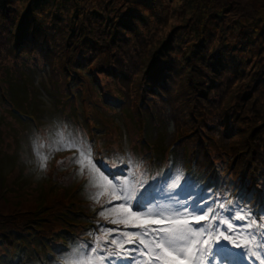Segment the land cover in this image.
Here are the masks:
<instances>
[{"label":"rangeland","instance_id":"374dc122","mask_svg":"<svg viewBox=\"0 0 264 264\" xmlns=\"http://www.w3.org/2000/svg\"><path fill=\"white\" fill-rule=\"evenodd\" d=\"M209 1L8 0L7 5L0 8V48L7 39L11 41L10 29L14 28L15 21L21 19L28 7L35 10L39 24L51 31L49 37L59 40L58 45L68 37L76 48L77 44L85 48L83 41L75 42L84 35L90 38L89 44L91 41L94 43L95 37H106L97 27L100 18L106 21L109 17V22L120 19L122 27L118 32V42L110 44L112 48L103 54L86 48V59L93 58V62H107L111 66H115L114 60H117L120 66L133 74L131 83L139 85L150 71H155L158 64L166 59L169 68L176 63V82L168 85L166 92L172 101L171 106L182 108L184 112L187 110L190 116L194 113L199 115L194 107L204 109L208 126L221 130L224 137L221 141L231 152L235 148L243 149L252 139L250 144L262 149V155L257 157L264 158V0H213L217 2L218 14H209ZM114 55L115 58L111 59ZM202 62L205 71V82L201 83L203 95L198 93V86L194 91L187 79L190 65H200ZM10 66L11 61L7 63V67ZM23 66L5 77L0 74V77H4L3 82L9 86V95L16 107H6L0 98V194H3L0 212L4 215L18 213L19 216L22 212L45 210L43 204L49 201V196L44 195L43 189L51 187L55 195L52 198L64 197V200H68L66 198L72 196V204H76V200L83 201L77 207L88 214L84 219L85 224L92 222L96 225L91 229L81 225L84 233L71 234L66 254L58 253L66 249L68 240L64 234H60L66 240L59 239L55 244L47 242V246L53 248L46 259L40 261V257L46 255V250L33 242L27 245L35 248L32 258L27 260L17 251L11 259L12 251L9 258L4 257L0 264H79L81 258L74 255V245L85 241L94 245L97 236L103 238L101 226L137 231L111 223L115 213H109L107 218L99 215V208H107L110 197L105 192L96 198V193L102 189L96 186L87 166L81 171L77 163L81 150L86 154L90 151L91 159L99 162V166L102 162L109 169L118 167L120 171V166L127 164L123 168L124 174L118 175L114 183L128 180L133 187H137V174L149 172L150 164L157 171L167 166V172L152 188L160 187L163 192L155 189L152 200L147 196V200L152 201L149 206L154 211L179 207L170 197L193 206L199 203L202 208L212 204L210 197L213 193H196L198 181L182 177L180 166L165 160L166 146L174 140L168 122L152 120L146 125L138 121L133 108L125 113L126 110L121 109L119 104L109 108L104 106L105 98L111 99L109 104L125 98L126 92L120 82L97 75L98 84L94 85L91 82L92 72L86 74V71H82L85 82L80 89L72 88V92L80 91L79 98L68 103L65 94L68 87L64 85L63 78L57 82L50 81L49 66L29 58ZM197 95L204 98L201 99L203 107L193 101ZM209 103L215 105L209 107ZM76 111L79 115H75ZM187 116L184 119L189 121ZM222 120L229 121L227 124L235 129L234 134L226 135L224 127L218 124ZM89 137H93V143H89ZM142 139H146L150 145H142ZM69 143L75 146L68 148ZM123 149L124 155L120 153ZM93 151L96 153L93 154ZM120 158L123 160L121 164ZM212 158L222 169L219 178L225 182L224 186H220V200L224 208L231 209L237 199L243 197L242 189L236 190V181L231 178L232 171L228 165L225 166L224 161L214 155ZM244 161L248 162L249 159ZM63 168L71 172L60 175L58 172H63ZM259 179L262 184L263 178ZM177 182L180 187L172 189V184ZM3 188L6 189L4 192ZM245 200L250 201L245 205V211L257 220V212L264 202L252 193L244 196L241 203L244 204ZM111 202L113 206L119 203L115 199H111ZM102 203L107 205L102 206ZM216 211L220 212L215 203L210 212ZM220 216L228 219L225 212ZM96 218L99 220L97 223ZM261 218L264 220V215L258 221ZM204 224L207 226V222ZM70 227L68 225L66 228ZM226 227V224H222L217 230ZM252 251L260 256L257 249L248 246L237 249L239 255L235 258L236 264H253L252 261L258 264ZM129 255L138 257L139 254L127 253L125 257ZM112 264H118V261L114 259Z\"/></svg>","mask_w":264,"mask_h":264},{"label":"trees","instance_id":"16d2710c","mask_svg":"<svg viewBox=\"0 0 264 264\" xmlns=\"http://www.w3.org/2000/svg\"><path fill=\"white\" fill-rule=\"evenodd\" d=\"M7 1L0 0V8L5 7ZM209 3V14H218L217 2L214 3L213 0H210ZM28 9L22 14L21 19L15 21L14 28L10 29L9 35L12 42L7 39L9 43L6 41L0 48V74H3L5 77L9 72L22 69L24 67L23 64L28 62V58L34 62L40 60L50 67L51 72L49 77L51 82H57L59 78H63L64 85L68 87L65 93L68 103L79 98L80 91L78 90L76 93L72 92V88L80 89L82 87L80 85L85 82V78L81 73L82 71H86V74L92 72L91 82L94 85L98 84L97 75H105L115 82H120V86L125 89L126 94L124 95L125 98L123 97L124 99H120L115 103L111 102V104L108 103L110 98H105L104 106L109 108L113 104L117 105L120 102L121 109L126 110L125 113H128L129 108H133L136 117L139 119L138 121H143L146 125L152 122V120L157 123L163 121L165 124L167 122L170 124L174 140H171L167 144L165 152L167 158L169 157L175 164L180 166L183 172L182 177H194L199 184L208 181L211 183L214 181L223 182V179L219 178L222 169H219L215 164L216 160L212 158L214 155L219 160H223L225 166L228 165V169L232 171V174L230 171L231 178L236 181V187L243 186L245 189L244 193H248L255 188L257 193L264 197V158L257 157L262 155L260 153L262 149L250 144L252 139H249V144L242 147L243 149L241 147L240 149L235 148L236 150L234 149L231 152V149H228L226 144L221 141V139L224 140L221 130L208 126V121L204 119L206 113L204 109L194 107V110L199 115L196 116L194 113L190 116L187 110L184 112L182 108L171 106L172 101L166 92L169 89L167 86L175 81L176 72L174 71L175 67H177L176 63L173 64L172 68H169L166 63L168 59H166L161 64H158L155 71H150L148 77L143 79L142 84L131 83L133 74L127 72L123 66H120L117 60H114L115 66H111L107 62L96 63L93 62V58H85L86 48H89L91 52L103 54V52L108 53L109 49L112 48L110 44L114 45L118 42V32L122 27L120 19H113L109 22V17L106 21L100 18L97 21V27L106 37L102 36L98 39L95 37L94 43L91 41L89 44L90 38L86 35L83 37L79 35L78 37L81 38L75 39V42L77 44L83 41L85 48L78 46V44L76 48V45L72 44L73 41L69 40L68 37L58 45L59 40L49 37L51 31L42 24H39L40 21L35 10ZM0 13L2 14V12ZM92 32L90 31V33ZM85 42L87 45H85ZM81 47L82 49H80ZM114 58L115 55L111 57V59ZM9 61H11L10 68L7 67ZM169 73L172 75L167 77ZM204 74L203 62L200 65L198 63L190 65L187 79L191 84L188 85L192 86L194 91H196L198 86L199 90L197 91L202 95L204 93L201 83L205 82ZM4 77H0V98L1 102L9 108L10 106H14V103L11 95H9V86L2 80ZM201 99L204 98L199 95L193 97V101L198 106L203 107ZM208 105L210 107V105L213 106L215 104L209 103ZM186 115H188L187 119L189 121L184 119ZM228 122V120H222L218 124L224 127L226 135L234 134L235 129L230 127L227 124ZM89 143H93V141ZM141 143L144 146L150 145L146 139ZM120 153L124 155V149ZM244 159H249V161L246 162ZM120 162L123 163L122 158H120ZM103 164L101 162L100 165L102 166ZM112 168L118 170V167ZM148 170L149 172L145 171L144 173L137 174V178H143V184L147 187L153 183L155 176L158 175L152 176L153 172L157 171L156 167L152 164L148 166ZM62 171L58 173L63 176L71 172L67 168H63ZM260 177L263 178L262 184L261 179H259ZM255 183L259 187H254ZM5 190L3 188L2 192ZM43 191L45 196H49V201L43 204L45 210L22 212L19 216L18 213L4 215L0 212V261H3L4 257L9 258V254L12 251L13 254H15V251H22L25 247L24 245H28L29 243L36 242L39 246H45L46 241L52 240L54 237H57L56 235L65 232L68 229L66 228L68 225H71L76 220L85 219L88 216L87 213L77 207L81 206V204H72V196L66 198L68 200H64V197L57 199L52 198L55 195L53 196L51 187L44 188ZM2 196L3 194L1 193L0 198Z\"/></svg>","mask_w":264,"mask_h":264},{"label":"snow or ice","instance_id":"6c2138e0","mask_svg":"<svg viewBox=\"0 0 264 264\" xmlns=\"http://www.w3.org/2000/svg\"><path fill=\"white\" fill-rule=\"evenodd\" d=\"M74 146L72 143L67 145L68 148ZM77 163L81 171L85 166L88 167L96 186L102 189L96 193V198L105 192L110 197L108 207L102 208L99 215L107 218L109 213H115L111 223L137 229L121 231L101 226L103 238L97 236L94 245L87 241L74 245V255L81 258L79 264H112L114 259L118 264H137L138 260L139 264H236L235 258L239 253L235 249L246 247L252 237H258L259 244L264 245V233L248 231L254 228L256 220L245 211V205L250 201L245 200L242 204L244 197L238 198L231 209L223 208L228 214V219L223 221L227 227L217 233L215 229L221 228V224L217 223L220 212L209 211L213 204L202 208L199 203L193 206L170 197L180 206L154 211L149 206L152 201L147 200L142 187H133L128 180L114 183L118 175L124 174L123 170L116 173L102 170L99 162L91 159V152L86 154L84 150H81ZM143 183L141 181V185ZM179 187L178 182L172 184V189ZM111 199L119 203L113 206ZM221 204L223 207V202ZM262 215L264 205L259 208L256 219ZM202 222H207V226ZM257 251L260 256L256 255V251H252V256L258 264H264V248H258ZM125 253L139 255L125 257Z\"/></svg>","mask_w":264,"mask_h":264},{"label":"bare ground","instance_id":"6f19581e","mask_svg":"<svg viewBox=\"0 0 264 264\" xmlns=\"http://www.w3.org/2000/svg\"><path fill=\"white\" fill-rule=\"evenodd\" d=\"M172 74L171 73H169L168 75H167V77H169V76H171Z\"/></svg>","mask_w":264,"mask_h":264}]
</instances>
